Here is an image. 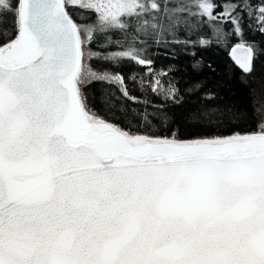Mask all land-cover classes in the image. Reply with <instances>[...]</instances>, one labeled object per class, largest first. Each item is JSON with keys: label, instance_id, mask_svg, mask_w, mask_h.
<instances>
[{"label": "snow or ice", "instance_id": "1", "mask_svg": "<svg viewBox=\"0 0 264 264\" xmlns=\"http://www.w3.org/2000/svg\"><path fill=\"white\" fill-rule=\"evenodd\" d=\"M152 43L228 47L247 78L264 0H0V264H264V76L246 85L260 120L238 130L245 109L219 91L189 103L205 82L155 72ZM123 61L158 103L140 105ZM93 83L123 103L102 92L101 113Z\"/></svg>", "mask_w": 264, "mask_h": 264}, {"label": "trees", "instance_id": "2", "mask_svg": "<svg viewBox=\"0 0 264 264\" xmlns=\"http://www.w3.org/2000/svg\"><path fill=\"white\" fill-rule=\"evenodd\" d=\"M173 2H178V0H173ZM70 11H73L75 18V11L71 9ZM81 20H83V17H81ZM210 36L211 33L208 31V37ZM111 38L113 40H123V36L121 34H115ZM179 38L184 39L183 36H180ZM253 38L257 40L261 39V37L258 35L254 36ZM167 39L170 40L171 37H168ZM137 40L138 42H141L139 41V38H137ZM102 42V39L98 41V43ZM92 47L93 50L100 51L102 54H107L109 51L120 50L118 48H100L97 47L96 44H94ZM190 51H195L196 59L201 60L205 65H211L214 71H211L205 67L199 76H195L192 72V69L189 67V65L192 63V58L187 53ZM148 54L154 60L153 70L155 72L161 73L164 71H169L170 69L177 70L170 74L168 77L169 79H171L174 75L177 81L183 77L184 81H188L190 79H199L205 82L206 87L204 91L199 94V97H191L189 103L195 104L208 93L219 91L223 94V98L225 100L235 102L245 109L246 118L244 119L241 129L238 130H255L260 120V115L255 110L249 88L246 87V85H251L253 89L259 91L261 88V78L264 76V62L257 61L256 72L252 76L245 78V74H243L242 70L231 59L230 48L224 47L222 45L213 44L207 48L184 50L180 45L172 46L171 44L165 45L163 43H152L148 47ZM91 63L98 71H103L106 68L110 71L114 70L111 62L93 60ZM120 65L121 66L119 70L125 77H136V82H133L131 79H129L127 84L131 94L138 98L141 106H143L145 102H159L157 97L146 87L150 78L145 68L128 61L120 62ZM118 89L119 85L93 83L86 90L89 103L95 109H98L101 111V113H104L106 110L101 105V93H110L123 103V98L121 97Z\"/></svg>", "mask_w": 264, "mask_h": 264}]
</instances>
